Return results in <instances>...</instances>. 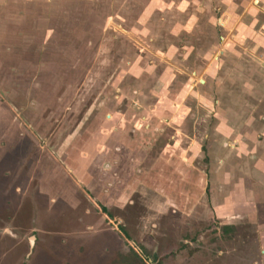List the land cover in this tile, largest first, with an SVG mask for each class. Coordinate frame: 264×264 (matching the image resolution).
<instances>
[{"label":"rangeland","instance_id":"rangeland-1","mask_svg":"<svg viewBox=\"0 0 264 264\" xmlns=\"http://www.w3.org/2000/svg\"><path fill=\"white\" fill-rule=\"evenodd\" d=\"M208 2L0 0V264H264L253 218L230 223L210 207L222 176L211 175V157L233 142L227 123L241 129L237 114L259 110L263 90L245 86L243 71L229 84L224 75L218 92L202 83L232 37ZM251 68L247 79L260 83ZM151 108L185 115L163 125L158 146L176 129L187 148L199 140L202 198L184 208L130 189L134 110ZM185 152L195 162V149ZM119 155L126 181L117 187L128 191L105 208L99 164Z\"/></svg>","mask_w":264,"mask_h":264},{"label":"crops","instance_id":"crops-1","mask_svg":"<svg viewBox=\"0 0 264 264\" xmlns=\"http://www.w3.org/2000/svg\"><path fill=\"white\" fill-rule=\"evenodd\" d=\"M209 1L207 5L216 7L222 14L221 20L232 37L226 41L223 50H220L222 57L207 66L206 70H209L210 74L202 83L206 85L208 81L212 82L211 85L216 87L218 92L219 87L224 83V75L228 77L226 83L229 84L230 80L233 81L234 72L238 74L243 71L242 80L245 81L243 83L245 86H258L263 90L258 99L261 105L260 108L258 107L259 110H243L242 113L237 114V118L243 119L244 122L241 129H239L240 125L232 126L227 123L225 136L233 139V142L223 144L218 154L211 157V175L222 174V176H217V180L212 177V182L214 180L221 185L219 187L215 185L213 188L210 207L216 215L228 216L230 223L245 217L253 218L252 220L257 223V241L262 248L264 259V225L258 220L264 211V203L260 205L256 200L264 198V0ZM236 35L237 41L242 44L241 48L234 43L236 37H233ZM253 62L257 63L261 71L260 83L257 84L247 79ZM184 116L179 109L175 113L166 112L161 116L152 108L134 110V120L136 119L134 121L136 124L134 126V186L130 189L137 191L143 187L161 192L172 206H179V208L181 205L184 208L188 199L194 198L197 201L202 198L201 183L204 176L200 162H197L198 150L195 146L199 140L195 134L194 138H189L190 147L187 148L186 135L181 129L175 130L171 137L172 140L175 139L172 143L168 141L158 146L153 139L156 140L159 130H166L167 127L164 128V124H180ZM251 119L259 120L257 128L249 126ZM246 120L250 121L245 122ZM159 123L162 126H158ZM238 123L235 122V124ZM251 128L254 129L252 132ZM215 131L223 134V130H219L218 127ZM251 133L256 134L258 143L250 142L249 134ZM123 148L121 145L120 150L122 151ZM185 148L190 151L195 149L193 159L195 162L191 163L192 159L186 156ZM119 156L120 161L117 160V164L111 163L112 159L109 156H106L103 163L99 164L100 170L109 176L99 180L102 187L97 198L105 208L113 203H122L128 191L123 192V188L117 187L126 181L121 178L120 171L124 167V161L123 156ZM106 165L112 169V172L104 169ZM220 167H224L222 172L219 171ZM160 183L161 186H159ZM166 183L168 186L164 187ZM116 192L119 193L118 196L115 195Z\"/></svg>","mask_w":264,"mask_h":264},{"label":"water","instance_id":"water-1","mask_svg":"<svg viewBox=\"0 0 264 264\" xmlns=\"http://www.w3.org/2000/svg\"><path fill=\"white\" fill-rule=\"evenodd\" d=\"M33 244H34V240H33V239H31V245L33 246Z\"/></svg>","mask_w":264,"mask_h":264}]
</instances>
